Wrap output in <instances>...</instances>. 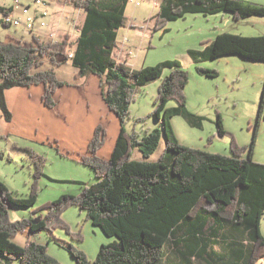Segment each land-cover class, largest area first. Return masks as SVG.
Listing matches in <instances>:
<instances>
[{
    "label": "trees",
    "instance_id": "16d2710c",
    "mask_svg": "<svg viewBox=\"0 0 264 264\" xmlns=\"http://www.w3.org/2000/svg\"><path fill=\"white\" fill-rule=\"evenodd\" d=\"M85 12L82 26L74 43L69 36L56 43H44L38 37L30 42H8L0 38V108L7 121L12 114L7 108L5 90L17 87H45L42 101L48 109L57 105L54 94L64 86L54 71H38L48 60L53 65L71 61L79 77L95 75L100 78L101 95L109 111L120 120V134L109 159H102L107 130L97 125L87 154L77 161L91 168L96 181L82 184L79 195L65 194L48 206L44 217L12 221L10 206H35L46 159L27 150L34 163L35 182L28 198L14 197V193L0 182V255L18 264H60L48 252L46 245L29 241L24 247L12 240L19 233L29 235L52 232L64 222L60 214L66 207L76 206L86 213L87 220L104 234L117 241L102 245L98 258L88 260L86 254L69 246L76 264H154L165 256V245L173 241L177 247L189 244L190 257L205 258L220 244L234 248L243 264L264 260V236L261 221L264 217V164L241 158V149L232 146L234 156L213 154L205 150L182 146L172 130L173 116L186 118L194 127L203 125V118L189 110L185 89L190 79L179 60H170L152 67L133 70L126 62H119L115 51L119 47L118 32L125 28L127 7L131 0H73ZM11 8L0 7V13ZM226 12L236 20L264 16V4L245 0H162L158 20L162 23L185 18L187 14L217 15ZM73 48L72 56L68 47ZM197 63L221 56L239 55L254 62H264V35L242 37L236 34L217 35L205 53L190 51ZM63 59V60H62ZM164 78L155 100L154 115L162 122L166 136L165 153L156 162L132 160L136 149L149 159L163 139L159 130L144 135L128 131L130 107L137 88ZM199 74L216 78L217 71L197 67ZM171 101L177 107L168 109ZM262 112V111H261ZM217 131L225 135L223 120L218 115ZM7 136H1L5 139ZM171 153V154H169ZM170 156H169V155ZM246 233L247 239L236 234ZM239 247V248H238ZM237 252V253H236Z\"/></svg>",
    "mask_w": 264,
    "mask_h": 264
},
{
    "label": "rangeland",
    "instance_id": "374dc122",
    "mask_svg": "<svg viewBox=\"0 0 264 264\" xmlns=\"http://www.w3.org/2000/svg\"><path fill=\"white\" fill-rule=\"evenodd\" d=\"M60 1L62 9L58 15L59 24L67 21L64 18L68 15L69 21L74 19L80 29L85 12L76 8L73 0ZM245 1L264 4V0ZM21 2L31 6L32 14L44 8L36 6L33 0ZM136 3L139 6H136ZM160 3L162 0H131L127 7L126 26L118 32V40L119 44H122L127 38V56L133 70L179 60L182 68L189 73L185 96L189 110L203 118V125L194 127L186 118L173 116L171 127L178 142L191 149L228 157L234 156L232 146L235 144L241 149L242 159L251 157L253 162L264 164V62H254L239 55H228L211 61H204L202 56H197V59H202L201 63H197L190 54V51L205 53L217 35L224 32L242 37L264 35V16L236 20L232 14L226 12L211 16L187 14L185 18L162 23L158 20ZM13 5V0H0L2 8L9 9ZM48 11L50 14L47 21L50 22L54 14L53 6H49ZM71 26L72 29L66 33L58 32V42L69 36L70 43L74 45L78 32L77 27ZM38 29H35L34 34L38 33ZM8 33H11L15 40L26 38L28 42L32 40L33 35L23 27L1 28L2 41H8ZM43 38L44 41L41 40L44 43L51 42L50 35L43 34ZM72 52L73 48L69 45L68 54ZM197 67L217 71L218 76H203L198 73ZM38 71H54L64 86L54 94L57 108L49 110L46 114H42L36 107L33 109L35 117L40 118L36 127L21 121L16 124L14 133L0 139V182L14 193V197L28 198L31 186L36 180L34 163L30 160L27 150L31 149L46 159L43 176L36 180L39 195L35 206H10L9 215L12 221L30 216L44 217L51 202L68 193L79 195L82 191L81 183L95 182L94 171L77 159L84 155L82 152L87 154L88 143L97 124H101L108 134L99 156L109 159L121 129L119 118L108 110L102 100L99 77H79V71L73 67L71 61L58 66L44 60V64L34 70ZM170 74L171 69H166L162 78L137 88L126 129L141 135H144L147 129L150 132L159 130L163 139L156 153L149 159L143 157L140 150L136 149L132 160L156 162L165 153L167 138L162 122L156 118L154 110L161 82ZM38 102L43 108L41 101ZM68 102L71 104L69 107ZM177 106L176 101H171L168 109ZM218 115L222 117L224 124L223 137L217 131ZM60 219L64 224L56 226L52 232L42 231L32 235L27 232L19 233L12 241L22 247L28 240L46 245L48 252L60 264H76L69 246L82 250L88 260L94 261L98 258L102 245L117 241L88 221L86 213L79 207H66L61 212ZM261 230L264 236V217ZM236 237L240 240L247 239L246 233L243 232L237 233ZM188 245L187 243L177 247L172 240L169 241L165 245L164 258L154 264H243V260L234 254L235 247L227 244H220L214 252L209 250L205 258L196 257L197 259L190 257L192 253ZM0 264H18V260L9 261L0 255ZM256 264H264V260H259Z\"/></svg>",
    "mask_w": 264,
    "mask_h": 264
},
{
    "label": "crops",
    "instance_id": "0c3cea01",
    "mask_svg": "<svg viewBox=\"0 0 264 264\" xmlns=\"http://www.w3.org/2000/svg\"><path fill=\"white\" fill-rule=\"evenodd\" d=\"M50 6L51 7L53 6L52 14L54 13L52 16V21L49 22L50 27L48 29L39 28L38 33L33 34L32 38L35 36V37H38L40 39H43V41H44L43 34L44 35H50L53 32V30H55L56 24L58 23V21H57L58 15H60L61 9H62L61 1L60 0H53V2L50 4ZM39 12H40L39 9L35 11V13H39ZM72 14H73V12H72ZM66 17L68 18L69 16L65 15V18ZM70 22L71 21L67 20V21H64L63 23H61L62 25L59 26L58 32L66 33V31H68L69 29L71 30L72 24ZM10 34L11 33H8L6 36L12 37V35H10ZM13 39H15V38H13ZM26 40H28V39L23 38V41H26ZM8 41H9V39H8ZM8 41H5V42H8ZM126 47H125V49H126L125 54H126L127 59L123 60V62H126V64L129 67H131L129 64V57L127 56L128 53H127ZM116 52H117V56H118L116 58L119 61V52L116 50L115 56H116ZM0 84H1V81H0ZM44 90H45V87L42 85L32 86L29 88L17 87L14 89L10 88V89L5 90V99H6V103H7L6 105L12 114V119L10 121H7V118L4 115V112L0 108V125H1L0 135L1 136H8V135H11L12 133H14V130L16 129V124L21 122V121H24V122L36 127L40 122V118L35 117V115L33 113V109L35 107L38 110H40L42 114H46L49 110L51 111V110H54L55 108H57V105L54 109H48L44 106V103L42 101ZM101 91H100V93H101ZM101 97H102V95H101ZM38 101H41L43 108H41V106H39L40 104ZM67 106L68 107L71 106L70 102H68ZM82 154H86V153L82 152Z\"/></svg>",
    "mask_w": 264,
    "mask_h": 264
},
{
    "label": "built area",
    "instance_id": "2783aa9c",
    "mask_svg": "<svg viewBox=\"0 0 264 264\" xmlns=\"http://www.w3.org/2000/svg\"><path fill=\"white\" fill-rule=\"evenodd\" d=\"M53 2V0H33V3L36 6H42L44 7L42 10H40L39 13L32 14L30 12L31 6L24 5L21 0H13L14 5L11 7V11L1 13L0 17V29L1 28H20L23 27L25 31H29V33L34 34L35 29L37 28H44L48 29L50 27V23L47 21V18L49 17L50 12L48 11V7ZM136 6H139L138 3L135 4ZM21 6V7H20ZM66 20H69V18H64ZM74 28L77 27L76 31L79 34V27L77 26V23L75 20H72L70 22ZM59 22L53 30V32L50 34L51 42L56 43L58 42V30H59ZM127 38L124 39L122 44H119V47H117V51L119 52V62H123V60L127 59L126 57V42ZM70 49V48H69ZM72 56V53L69 54Z\"/></svg>",
    "mask_w": 264,
    "mask_h": 264
},
{
    "label": "water",
    "instance_id": "95a60500",
    "mask_svg": "<svg viewBox=\"0 0 264 264\" xmlns=\"http://www.w3.org/2000/svg\"><path fill=\"white\" fill-rule=\"evenodd\" d=\"M39 220H40V218H39Z\"/></svg>",
    "mask_w": 264,
    "mask_h": 264
}]
</instances>
